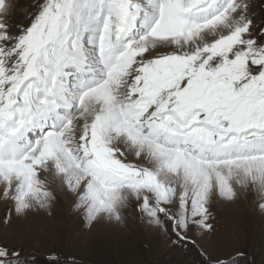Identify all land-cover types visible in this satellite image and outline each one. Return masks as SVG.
Returning a JSON list of instances; mask_svg holds the SVG:
<instances>
[{
    "label": "snow or ice",
    "instance_id": "1",
    "mask_svg": "<svg viewBox=\"0 0 264 264\" xmlns=\"http://www.w3.org/2000/svg\"><path fill=\"white\" fill-rule=\"evenodd\" d=\"M16 9L0 0V222L59 190L88 226L131 208L198 264H235L204 241L216 199L264 213V0H34L27 23ZM34 260L0 239V264Z\"/></svg>",
    "mask_w": 264,
    "mask_h": 264
},
{
    "label": "rangeland",
    "instance_id": "2",
    "mask_svg": "<svg viewBox=\"0 0 264 264\" xmlns=\"http://www.w3.org/2000/svg\"><path fill=\"white\" fill-rule=\"evenodd\" d=\"M33 3L16 0L14 19L27 23L25 10ZM55 196L48 209L30 211L8 225L0 222V239L22 246L25 255L35 257L32 264H66L70 256L79 264H198L194 248L172 243L174 237L142 222L131 208L122 224L102 220L88 226L71 194L57 190ZM211 213L215 231L204 243L214 255L232 256L235 264H264V213L252 196L216 199ZM7 214L0 203V220Z\"/></svg>",
    "mask_w": 264,
    "mask_h": 264
}]
</instances>
